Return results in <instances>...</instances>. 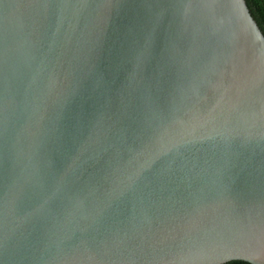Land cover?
<instances>
[{
	"label": "water",
	"instance_id": "1",
	"mask_svg": "<svg viewBox=\"0 0 264 264\" xmlns=\"http://www.w3.org/2000/svg\"><path fill=\"white\" fill-rule=\"evenodd\" d=\"M264 264V34L245 0H0V264Z\"/></svg>",
	"mask_w": 264,
	"mask_h": 264
},
{
	"label": "trees",
	"instance_id": "2",
	"mask_svg": "<svg viewBox=\"0 0 264 264\" xmlns=\"http://www.w3.org/2000/svg\"><path fill=\"white\" fill-rule=\"evenodd\" d=\"M251 15L264 34V0H245ZM222 264H251L244 260H230Z\"/></svg>",
	"mask_w": 264,
	"mask_h": 264
}]
</instances>
